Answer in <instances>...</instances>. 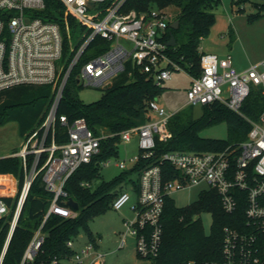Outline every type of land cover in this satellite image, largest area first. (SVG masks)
I'll list each match as a JSON object with an SVG mask.
<instances>
[{"label": "built area", "instance_id": "2783aa9c", "mask_svg": "<svg viewBox=\"0 0 264 264\" xmlns=\"http://www.w3.org/2000/svg\"><path fill=\"white\" fill-rule=\"evenodd\" d=\"M59 1L64 8L61 21L39 14L46 8L45 0H0V90L18 84H52L55 92L40 127L29 132L22 148L12 154L23 159L25 170L12 227L37 175L42 174L46 189L54 194L41 225L24 251L23 262L34 260L42 247L45 234L40 228L52 213L64 217L79 214V210L66 204L70 196L66 181L83 163L91 162L101 149L102 139L114 134L106 129L96 133L84 117L69 123L67 117L61 115L60 120L68 127V139L61 143L56 141V110L72 71L79 66L76 78L80 84L106 87L131 61L159 84L169 80L174 70L187 72L191 77L189 103L219 100L244 115L251 128L248 137L237 146L208 151L168 150L158 162L143 167L140 198L133 207L136 214L125 220L127 230L120 247L126 244V234L131 233L137 239L140 255L149 259L155 257L162 240L165 196L205 182L208 188L203 190L216 189L227 213L235 212L240 201H245V223L224 227L223 257L214 264H264V110L257 118L242 111L253 87H261L264 94V58L239 70L230 54L219 56L215 52L201 51V73L196 76L171 56L168 44L171 34L168 37V32L172 16L168 7L154 5L138 11L125 10L127 0ZM236 1L240 7L244 0ZM251 1L264 4V0ZM70 15L78 24L74 30L68 20ZM98 36L111 44L80 64L81 57ZM149 111L150 117L144 122L120 132L121 142L138 136L141 153L130 158L136 162L141 156L153 155L158 139L168 141L173 135L168 123L175 112L155 98L149 102ZM29 157L32 158L30 167ZM163 161L173 164L175 171L167 179L163 178ZM117 165L126 167L122 160ZM82 184L92 186L88 181ZM129 198L130 193L122 190L112 207L121 209ZM9 210L0 195V217ZM68 245L73 246L72 239ZM94 246L91 243L81 252L74 251L71 257L80 264H105L101 252L86 261Z\"/></svg>", "mask_w": 264, "mask_h": 264}, {"label": "trees", "instance_id": "16d2710c", "mask_svg": "<svg viewBox=\"0 0 264 264\" xmlns=\"http://www.w3.org/2000/svg\"><path fill=\"white\" fill-rule=\"evenodd\" d=\"M45 1L46 8L39 14L47 19L61 21L64 13L61 2ZM220 2L221 0H127L124 8L144 11L154 5L164 8L171 5L179 7V27L170 26L168 32V37L171 33L175 35L177 44L169 46V50L172 58L198 76L202 64L201 39L215 23L214 9ZM235 2L237 3L236 0ZM68 20L74 30L78 26L77 21L71 15ZM109 44L111 43L105 38L96 37L81 57L80 64L102 53ZM78 70L79 66L72 71L56 110V141L61 143L68 139V127L60 120L61 115H65L69 123L78 117H84L96 133L106 129L114 134L102 139L101 149L93 156L91 162L83 163L67 179L65 187L70 196H74L79 202V214L76 217H64L52 213L40 228L45 234V239L32 261L23 262L24 251L41 225L54 194L46 189L42 174L37 175L9 238L25 170L20 156H0V173H13L19 178L18 194L3 196L10 210L8 214L0 217L1 264H64L63 260L72 256L74 250L68 245V241L82 226H87L90 218L112 205L120 193V190H115L114 187L126 176V172H123L110 180H102L93 187V182L101 176L103 162L118 155L122 130L150 117L149 102L163 89L161 84L128 61L112 83L105 87L99 99L85 102L78 94L79 89L84 86L77 81ZM54 93L52 84H18L0 90V124L10 120L18 121L19 133L25 138L29 132L39 127L46 117ZM202 106V115L198 117L183 113L182 110L176 111L168 123L172 137L168 141L158 139L153 155L141 156L131 170L140 172L143 167L158 162L162 153L168 150H219L228 145L237 146L248 137L251 124L244 115L219 100L203 103ZM263 110V90L261 87H253L243 103L242 111L252 118H257ZM220 122L227 124V137H209L201 134L205 128ZM14 152H17V149ZM139 152L141 153V150ZM31 161L32 158L29 157V167ZM172 165L167 161L161 163L164 179L174 175ZM85 181L92 183V186L83 185ZM206 211L211 212L213 216L209 233L205 230L200 216ZM161 222L162 240L158 254L150 259L151 264H214L223 257L224 227L245 223V201H240L235 212L227 213L216 189L201 191L195 201L185 206L177 205L171 195H166ZM54 260H57V263H54Z\"/></svg>", "mask_w": 264, "mask_h": 264}, {"label": "rangeland", "instance_id": "374dc122", "mask_svg": "<svg viewBox=\"0 0 264 264\" xmlns=\"http://www.w3.org/2000/svg\"><path fill=\"white\" fill-rule=\"evenodd\" d=\"M172 21L179 15L180 9L171 5L168 7ZM216 21L211 30L201 39V45L206 50L215 51L220 55L231 52L235 61H242L245 64L256 62L264 58V4H256L251 0H244L239 4L235 0H221L214 9ZM75 39V35L73 34ZM239 44H234L235 40ZM129 44L126 39H121ZM132 45V44H129ZM190 75L183 70H174L172 77L161 83L162 91L156 95L155 99L164 105L169 111H179L190 113L193 117L202 115L203 106L201 103L191 104L188 102V87H190ZM105 87L85 84L79 89V97L85 102H92L99 99ZM227 96V94H226ZM153 115V113H151ZM154 117V116H153ZM43 121V120H42ZM39 124V127L42 123ZM145 119L138 123L144 122ZM19 123L10 120L0 124V155L20 148L23 136L19 133ZM203 136L225 138L228 136L226 122H220L207 127L201 132ZM138 136L134 135L129 142L119 144L118 155L111 157L103 165L101 176L93 182L96 187L102 180H110L123 172L126 176L117 183L115 190H127L130 193L129 200L121 209L109 206L105 211L95 215L88 220L87 226H82L79 231L72 236L74 251L81 252L83 248L91 243L95 246L88 255L86 261L89 262L97 253L104 254L105 264H151V260L140 255L137 250V239L131 234H126V244L120 247L123 233L127 230L125 220L135 216L136 210L133 208L138 202L140 172L131 169L136 161L130 158L139 153ZM125 161L126 167L117 165L118 161ZM208 188V185L200 183L192 185L190 188L173 191L171 196L179 206H185L195 201L199 193ZM205 230L209 233L213 216L211 212H203L201 215ZM94 239V240H93ZM64 264H80L73 258L65 259Z\"/></svg>", "mask_w": 264, "mask_h": 264}, {"label": "crops", "instance_id": "0c3cea01", "mask_svg": "<svg viewBox=\"0 0 264 264\" xmlns=\"http://www.w3.org/2000/svg\"><path fill=\"white\" fill-rule=\"evenodd\" d=\"M238 42L239 41L236 39L234 44L237 45ZM204 47L205 46L200 45V50L201 51L215 52L213 50L212 51L206 50ZM215 53H217V52H215ZM227 54H230L232 56L233 64L239 70L245 69L247 66H249L250 63H252V62H250L247 65V64L243 63L242 61H240L239 59H238V61H235V58H234V56H233V54L231 52H228L225 55H227ZM225 55L223 54V55H220V56H225ZM262 59L263 58H261V59H259L257 61H260ZM188 89H189V87H188ZM173 112H175V111H173ZM149 115H150V111H149ZM23 139H25V138H23ZM22 142L24 143V140ZM23 143L20 146V148H17V151H19L22 148ZM14 151L15 150H12L11 152H7V153H4V154H1L0 156L12 155L13 153H15ZM18 191H19V178L13 173H7V174L6 173H0V195L1 196H5V195L6 196H15L16 194H18ZM70 258H72V257H69V258H66V259H70ZM64 260H63V263H64Z\"/></svg>", "mask_w": 264, "mask_h": 264}, {"label": "water", "instance_id": "95a60500", "mask_svg": "<svg viewBox=\"0 0 264 264\" xmlns=\"http://www.w3.org/2000/svg\"><path fill=\"white\" fill-rule=\"evenodd\" d=\"M179 24H180V19L176 18L171 22V27L172 28H178ZM168 44L171 46H176V44H177L176 37L173 33H171ZM66 204L75 210H78L80 207L79 202L74 198V196H69L68 199L66 200ZM15 225H16V223L13 225V228H11L9 238L12 235V232H13V229L15 228ZM6 247H7V245H6ZM0 264H1V262H0Z\"/></svg>", "mask_w": 264, "mask_h": 264}]
</instances>
